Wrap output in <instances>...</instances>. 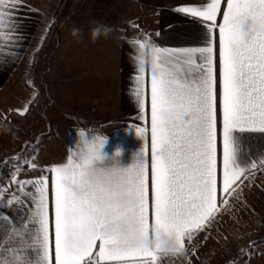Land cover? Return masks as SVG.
<instances>
[{
	"label": "snow or ice",
	"instance_id": "6c2138e0",
	"mask_svg": "<svg viewBox=\"0 0 264 264\" xmlns=\"http://www.w3.org/2000/svg\"><path fill=\"white\" fill-rule=\"evenodd\" d=\"M23 6L0 0V37L15 38ZM177 11L206 22L207 41L186 49L132 41L141 51L152 47L150 127L136 128L144 140L136 158L123 166L102 152L104 138H93L50 175H14L32 206L19 245L5 247L0 264H155L161 236L174 241L172 254L186 255L185 241L264 170V154L253 159L244 145V134H264V0H208ZM139 64L135 94L147 123Z\"/></svg>",
	"mask_w": 264,
	"mask_h": 264
},
{
	"label": "crops",
	"instance_id": "0c3cea01",
	"mask_svg": "<svg viewBox=\"0 0 264 264\" xmlns=\"http://www.w3.org/2000/svg\"><path fill=\"white\" fill-rule=\"evenodd\" d=\"M206 2L208 0H24V6L17 13L19 27L15 38L0 37V163L9 157L12 149L15 151L26 143L28 137L32 139L28 134L34 127L35 120L31 116L37 104L42 127L48 128L55 121L60 124L57 128L60 136L46 139V154L54 155L57 146V156L36 174L21 170L16 175L19 180L50 175L48 168L65 163L71 152L83 148L86 141L93 138L105 139L102 152L106 156L119 159L123 166L131 164L144 146L136 128L150 127L152 63L151 44L141 51L132 41L148 39L169 49L205 46L206 22L177 9L202 6ZM123 8L135 12L127 21L131 23L126 25L121 24L122 20H114L125 18ZM128 27L137 30L129 32ZM50 29L58 34L56 49L53 43L50 45ZM39 49L43 50L37 59L42 76L38 80L29 72L30 78L27 76L23 88L20 86L23 71L26 76ZM141 59L146 68L147 123L140 118V104L135 94ZM35 97L38 98L36 104ZM24 108L27 112L20 115L17 110ZM19 131H25V136H19ZM244 145L251 158L258 160L264 154V134H244ZM221 151L218 146V153ZM25 191L34 189L29 185ZM13 196H18L21 202L13 200L9 205ZM31 206V199L18 191L16 183L1 192L0 252L5 247L19 245ZM202 232L197 233L191 243L185 241L186 255L161 252L155 264H185L189 255L197 258L194 263L210 264L223 245L218 240L217 246L212 245L213 256H204L215 239H209L210 242L207 239L209 243L201 244L198 249Z\"/></svg>",
	"mask_w": 264,
	"mask_h": 264
},
{
	"label": "rangeland",
	"instance_id": "374dc122",
	"mask_svg": "<svg viewBox=\"0 0 264 264\" xmlns=\"http://www.w3.org/2000/svg\"><path fill=\"white\" fill-rule=\"evenodd\" d=\"M122 13V16H125L124 19L120 17L114 18V20H122V25L131 23V21H127L135 16L134 9L131 11V9L124 10L123 8ZM48 35L51 37L50 45L53 43V49H56V44L59 41L57 32L50 29ZM37 51L33 57V66L29 67L26 76L23 71L20 83L23 88L26 85L27 76L29 79L31 72L33 78L38 80L42 76L37 59L41 57L43 50ZM28 84H30L29 80ZM22 99L24 100L25 97L23 96ZM37 100L38 98L35 97V103H33L36 104ZM34 111L31 116L35 120L34 127L28 134V136L32 135V139L28 137L26 143L16 147L15 151L12 149L9 157L0 163V197L1 192H6L11 188L14 175L16 176L21 170H27L31 174L41 172L57 156V146H55L54 155L46 154V139L60 136L61 131L57 129L60 124L55 121L51 122L48 128L42 127L40 106L38 107L36 104ZM21 133L22 135H20ZM24 134L25 131H19V136H25ZM55 144L57 143L55 142ZM31 164H35L36 167L32 168ZM229 204V210L219 214L211 226L202 232L200 238L202 242L197 245L198 249H201V244H205L209 239H215L217 241H209L210 246L205 250L204 256H213L215 249L212 245L217 246L218 240L223 246L219 254L216 252L217 255L210 261V264H264V170L256 172L250 180H245L239 199L231 198ZM196 259L189 255L184 263L198 264L194 263Z\"/></svg>",
	"mask_w": 264,
	"mask_h": 264
},
{
	"label": "clouds",
	"instance_id": "9594fccd",
	"mask_svg": "<svg viewBox=\"0 0 264 264\" xmlns=\"http://www.w3.org/2000/svg\"><path fill=\"white\" fill-rule=\"evenodd\" d=\"M159 242L162 245V250L164 252L171 253V252L174 251V249H175V243H174L173 240H170V239H168L166 237L161 236ZM151 243L152 242L149 243V246H151Z\"/></svg>",
	"mask_w": 264,
	"mask_h": 264
},
{
	"label": "trees",
	"instance_id": "16d2710c",
	"mask_svg": "<svg viewBox=\"0 0 264 264\" xmlns=\"http://www.w3.org/2000/svg\"><path fill=\"white\" fill-rule=\"evenodd\" d=\"M128 30H129V32H134V31H136L137 29H136L135 27H128Z\"/></svg>",
	"mask_w": 264,
	"mask_h": 264
}]
</instances>
